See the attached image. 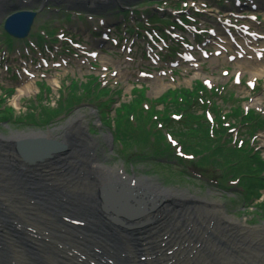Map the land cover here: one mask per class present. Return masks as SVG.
Returning <instances> with one entry per match:
<instances>
[{
	"label": "rangeland",
	"instance_id": "1",
	"mask_svg": "<svg viewBox=\"0 0 264 264\" xmlns=\"http://www.w3.org/2000/svg\"><path fill=\"white\" fill-rule=\"evenodd\" d=\"M55 1L39 0L31 7L16 10L36 13V19L27 37L21 41L10 38L8 40L2 30L5 18L13 13V10L0 16V135L6 137L15 133L45 132L49 129L60 138L62 128L69 119L82 115L85 133L97 142V161L102 165L113 170L120 169L126 176L134 177L135 180L147 178L161 188L185 192L201 203L204 200L218 202L226 216L233 221L244 222L247 227L263 225L264 187L259 189L261 198L250 202L235 190L215 188L201 180L185 176L182 167L174 163L171 156L162 157L154 153L159 146L167 148L171 141L179 138V134L165 123L168 131L164 132L163 136L156 137L155 134L160 133L156 131L159 124L153 123L150 119L153 113L146 108L152 102H160L161 98L166 101L167 94L171 92L180 93L184 98L190 94L191 100L195 91L204 87L203 103L194 102L197 107L190 110V114L198 115L199 110H206V114L210 115L208 119L212 118L215 127L223 124L230 129L226 137L214 131L216 139L219 137L224 144L233 140L234 147L241 146L243 150L249 145L250 150L240 151L243 155L242 161L246 160L248 155L258 153L252 158L256 160L258 157L264 165V128L252 129L259 125V120L264 121V77L259 76L254 83L256 87L251 89L248 86L251 81L249 73L244 69L239 70L238 67L239 63L246 62L248 69H253L250 63L254 56L248 55L240 60L229 61L228 56L232 53L227 51L218 57L215 54L219 51L218 44H213V39L219 34L217 28L220 26L224 29L219 21L221 15L233 14L230 18L242 24L241 14H250L247 8L251 4L255 5V1L240 0L239 5H236L231 0H226L223 5L218 6L216 0H126L128 5L125 6L122 0H114L110 7L105 4V8H99L96 7L98 1L92 4L91 0H88L89 5L86 6L93 10L90 13L97 12L101 16L83 14L82 17L72 12L69 15L64 10L67 5L81 9L84 6L81 1L71 0L58 4ZM243 2L241 11H236L234 7ZM246 3L248 6L244 7ZM119 6L132 15L119 17L111 14L110 11ZM105 13L106 15H103ZM258 13L262 16L259 27L264 30V12L261 13L259 9ZM153 14L161 20L172 21L176 28L148 26L146 21ZM178 17L184 19L183 26L176 23ZM141 22L145 27L138 30L135 24ZM117 25L124 26L114 30ZM126 27H130L132 32H125ZM148 29L162 31L157 34L159 39L153 37L154 43L150 47L153 51L149 50L144 40L146 36L151 35ZM40 33L46 38L42 48L36 45L35 38L36 34ZM105 34L107 38L104 37ZM71 40L78 42L80 47L70 44ZM6 41L8 46L10 43V47L5 45ZM60 47H63L62 50H59ZM63 49H69L70 52H63ZM233 50L238 51L236 48ZM184 54L189 55L191 60L182 59ZM38 56L48 64L47 70H39L38 74L35 71L36 79L22 76L20 67H24L28 72L30 69L21 64L32 65L37 70L36 63L32 60L36 62ZM152 61H155V64ZM262 66L264 60L259 62L257 67ZM41 73L45 77H42ZM25 86L30 87L29 92L17 98V92ZM218 88L222 90V98L215 101L216 96L211 93ZM100 101L110 103L105 117L98 108ZM261 101L263 103L260 107L257 106ZM156 109L163 111L160 105ZM242 111L255 113L252 114L253 117L250 116L254 121L252 120L253 124L247 129L242 126L244 121L239 123L236 119ZM157 116L161 118L160 114ZM220 116H223L222 119ZM139 121L141 123L138 126ZM142 124L147 125V132ZM124 127H130L132 133L134 130L138 133L145 131L148 133L146 141L141 135V141L139 139L135 142L129 140L118 143L116 132ZM200 131L203 132V128ZM104 136L109 137L108 142ZM238 141H242L244 147L237 144ZM182 142L185 143V140L182 139ZM217 148V152L222 154L224 148L220 147L219 141L206 149L208 154L205 156L198 148L192 150L195 154L199 153L200 159L197 162L200 165L211 166L206 174L210 175L214 168L221 167L214 162L220 158L216 157ZM159 158L161 159L156 160ZM8 173L11 172L6 173L2 169V174ZM3 184L1 183L0 187L1 193L4 191ZM16 230L20 231L16 227L9 232L3 230L0 232V238L13 241V233ZM26 235V241L31 240L30 236ZM44 235L48 237L46 234L39 237L47 239ZM57 236L63 237L60 234ZM73 239L80 241L81 247L86 244L75 234ZM51 242L53 245V241ZM55 249L62 251L58 245L52 246V252H55ZM30 259L35 260L32 256Z\"/></svg>",
	"mask_w": 264,
	"mask_h": 264
},
{
	"label": "bare ground",
	"instance_id": "2",
	"mask_svg": "<svg viewBox=\"0 0 264 264\" xmlns=\"http://www.w3.org/2000/svg\"><path fill=\"white\" fill-rule=\"evenodd\" d=\"M12 1L0 0V16L14 8L31 7L39 0H14L13 3ZM77 1H81L84 6L89 5L88 0ZM97 1L98 6H104L114 0H91V3ZM225 15L228 16V13ZM250 26L253 25L247 24V27ZM248 31L253 30L249 28ZM236 36L243 46H250L247 48L250 54L256 50L254 45L258 41L257 38L248 40L243 34ZM261 37L264 41V35ZM263 46L261 45L258 51H262ZM226 47L233 48L229 43ZM236 58L239 59L238 56ZM261 58H264V54ZM245 63H239L238 69L246 70L253 82L256 83L259 76L264 77V66L258 68L251 60L250 65L254 68L249 70ZM29 90L30 87L25 86L17 92V98ZM261 103L263 102L257 106L260 107ZM83 121L82 115L69 119L62 128L64 135L59 140L64 142L72 138L76 145L88 141V148L94 149L87 154L82 148L72 149L71 153L76 151V154L74 153L75 156L70 160L71 165L69 161L60 163L57 172L55 171L57 168L54 167L58 166L56 163L58 158L54 159L56 165L53 167L39 170L40 166L34 168L27 166L29 170L24 172L18 167L26 165L18 158L2 156L4 159L2 166L7 165L5 170L11 172L3 175L11 176H6L2 193L0 188V232L12 231L14 227L20 231L16 230L13 233L15 235L13 241L0 238V264H264V224L253 228L247 227L244 222L233 221L226 216L218 202L204 200L201 203L185 192L161 188L150 179H131L122 171L110 169L98 161L96 164L93 163V168H88V161L91 163L98 157L95 151L97 142L86 135ZM42 139L56 143L59 141L56 135L52 134V130L48 129L45 132L15 133L6 137L0 135V147L4 146L6 151L15 153V145L21 146L20 143L30 141L36 143ZM104 139L108 142L109 137L104 136ZM24 148L35 149V146ZM69 166H72V171L78 166L79 172L83 173L82 179H74L75 171L68 173ZM33 172L39 173L44 178L43 181L32 183L26 179L29 176L35 178ZM68 179L70 183L64 181ZM131 182L134 183L132 189L129 186ZM39 183L40 185H37ZM20 185L24 187L30 185L29 188L38 186L42 191L49 189L55 193V195L52 193L53 196L59 195L63 199L61 196L65 194L64 199L70 196L72 200L67 199L68 204L62 207L64 213L50 203L53 202V197L45 196L39 189L37 193L27 188L21 189ZM104 189L112 194L115 206L121 210L125 205L138 206L145 210L147 203L153 201L151 199L153 196L160 203L153 211H148L144 217L133 219L129 226L121 229L110 221L107 222L103 215L111 217L110 213L102 211L98 201V194ZM142 191L148 195H144ZM45 203L52 208H48ZM59 215L62 216L61 219ZM74 220L84 222L83 226H89L91 229L88 227L79 232L74 230L79 227L72 226L74 229H71V234L68 233L69 223ZM140 221L145 224L138 227L136 223ZM26 228L32 230L29 232ZM25 231L29 233L34 231L33 235L30 234L31 240L26 241ZM42 234L48 235V237L44 235L48 240L40 238L39 235ZM59 234L63 235V239L57 236ZM74 234L86 244L81 247L80 241H74ZM50 240L53 241V245ZM55 245L60 246L62 251L55 249V252H52V246ZM31 256L35 260H31Z\"/></svg>",
	"mask_w": 264,
	"mask_h": 264
},
{
	"label": "trees",
	"instance_id": "3",
	"mask_svg": "<svg viewBox=\"0 0 264 264\" xmlns=\"http://www.w3.org/2000/svg\"><path fill=\"white\" fill-rule=\"evenodd\" d=\"M178 95H179V93L167 94V96H170V97L173 96V100L168 105L169 107L166 106L167 108L166 109L164 108V110L162 111V117H163L162 121L167 123L169 127H172L177 131V134H179L178 139L181 141L180 144L184 147V149L186 151L187 150L192 151V150L198 148V150H202L203 151L202 153H205L207 155L208 151L206 149L210 148L215 142H213V140L208 135V126L206 123H204L201 119H199V117H196L194 115L183 117L184 120H182L181 123L177 122V124L174 123L170 119V115H171L172 111L177 112V113H181L182 111H184V109H186L188 114H189L190 110H192V104L188 101L184 105H178V103H176V97ZM162 103H163V100H162ZM127 111H128V109H127ZM166 111H171V112H166ZM151 112L153 113V116H155V117L159 114V111H157V109L154 107L151 108ZM153 116H151L150 119H152ZM140 123L141 122L139 121L138 126ZM142 126L144 127V129L147 132V125L142 124ZM201 128H203V132L200 131ZM123 130L125 132H131L130 127H124ZM146 132L143 131V133H138L136 130H134L133 133L131 132L132 133L131 136H129V134H127V136H128L127 140H130V141L132 140L133 142H135L136 140H139L141 135H142L143 140L146 141V137L148 134ZM197 134H199V136ZM160 135L163 136L161 132L159 133V136ZM149 138H150V136L148 135V139ZM141 139H140V141H141ZM182 139L185 140L186 144L184 142H182ZM157 146H159V145H157ZM217 150H218V148L216 149V153L219 154V152H217ZM170 151H171V148L169 146L167 148H165V147L161 148V146H159L156 148V150H154V153L162 155V157H163L164 155H171ZM197 154L199 155V153H197ZM224 154H225V156H228L226 153H224ZM136 156H138V155H136ZM222 156H223V154H222ZM161 158L156 159V160H160ZM175 161H176V163L179 162L177 160H175ZM242 171L245 172L246 174H248V176L244 179V185L246 187L248 195H253L254 193L256 194L260 188L264 187V178L256 177V175H260L261 173H264V165L259 161L258 157H256V160L252 159L250 161V163L241 166L239 172L243 173ZM183 172L185 174H187L185 170H183Z\"/></svg>",
	"mask_w": 264,
	"mask_h": 264
},
{
	"label": "water",
	"instance_id": "4",
	"mask_svg": "<svg viewBox=\"0 0 264 264\" xmlns=\"http://www.w3.org/2000/svg\"><path fill=\"white\" fill-rule=\"evenodd\" d=\"M14 8L13 10H15ZM34 14L28 11H19L11 14L4 22V30L7 31L10 35L18 38H23L27 35L30 25L32 23ZM14 146V151L16 156L28 167H33L35 165L44 164L46 161L53 158L52 154L55 155L65 154L69 151V149L64 148L62 145L56 142H50L45 140H37L30 142H22ZM22 149H19V147ZM26 146H35V149L24 148ZM129 191V190H128ZM160 202H148L147 208L144 210L141 207L135 206L134 209L139 215L138 217H142L148 211H153ZM125 209H128L125 206ZM129 218H132V212ZM134 217H137L134 215Z\"/></svg>",
	"mask_w": 264,
	"mask_h": 264
}]
</instances>
